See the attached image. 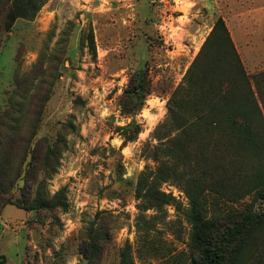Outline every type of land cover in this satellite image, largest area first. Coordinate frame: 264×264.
<instances>
[{"label":"rangeland","instance_id":"rangeland-1","mask_svg":"<svg viewBox=\"0 0 264 264\" xmlns=\"http://www.w3.org/2000/svg\"><path fill=\"white\" fill-rule=\"evenodd\" d=\"M7 10L0 254L10 264H119L129 243L134 264H165L187 248L188 197L180 180L163 182L174 199L140 216L151 229L139 240L136 183L157 166L155 129L218 17L247 72L264 70V0H15ZM209 198L211 213L250 199Z\"/></svg>","mask_w":264,"mask_h":264},{"label":"trees","instance_id":"trees-1","mask_svg":"<svg viewBox=\"0 0 264 264\" xmlns=\"http://www.w3.org/2000/svg\"><path fill=\"white\" fill-rule=\"evenodd\" d=\"M14 1L0 0V33L11 24L7 9ZM87 38L95 56L92 28ZM166 105L167 115L155 129L159 142L149 155L157 166L147 165L136 183L139 240L151 229L140 216L174 199L161 184L180 180L188 197L190 236L187 248L165 264H264V209L255 210L264 199V70L247 72L223 17L216 19ZM134 128L141 130L138 124ZM209 197L250 199L241 208L211 213ZM38 205L52 207L49 200ZM91 247L99 249L95 243ZM0 264H10L4 254ZM119 264H134L129 243Z\"/></svg>","mask_w":264,"mask_h":264}]
</instances>
